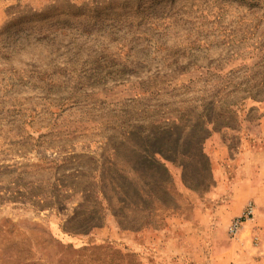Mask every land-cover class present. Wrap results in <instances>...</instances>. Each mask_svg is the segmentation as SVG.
I'll list each match as a JSON object with an SVG mask.
<instances>
[{
	"label": "rangeland",
	"instance_id": "obj_1",
	"mask_svg": "<svg viewBox=\"0 0 264 264\" xmlns=\"http://www.w3.org/2000/svg\"><path fill=\"white\" fill-rule=\"evenodd\" d=\"M258 151L264 0H0V264H140L144 232L209 219Z\"/></svg>",
	"mask_w": 264,
	"mask_h": 264
},
{
	"label": "crops",
	"instance_id": "obj_2",
	"mask_svg": "<svg viewBox=\"0 0 264 264\" xmlns=\"http://www.w3.org/2000/svg\"><path fill=\"white\" fill-rule=\"evenodd\" d=\"M256 155L264 157L263 151L256 152ZM241 171V170H240ZM239 171V172H240ZM242 174L239 173V176ZM219 194L222 198L221 204L216 208H212V216L209 219H186L180 216H172L165 220L167 228L161 231L150 230L143 233V244L134 251H129L130 256L128 260H135L137 252H142L140 264H151L147 254L151 251L160 250V246L168 245L173 247L180 253H188L194 256L193 264H201L200 257L208 256L212 246L214 264H264V162H260L256 166V175L250 177L238 178L236 184L228 185L222 184L219 186L214 196ZM254 201L257 207L256 221V246L253 245L252 240L255 234L247 231L248 225H245L236 239H230L229 242H219L218 233L212 230L204 231V228L199 226V223H210L216 225L218 220L225 222L227 225L231 223L234 218L241 216L246 208L248 202ZM211 217V218H210ZM165 224V223H164ZM249 229V228H248ZM178 233V234H177ZM182 240H185L182 242ZM193 240V241H192ZM202 240L203 243L197 241ZM210 241V243H206ZM184 245H187L185 247ZM249 249L248 252L241 251L240 248ZM160 264V262H158Z\"/></svg>",
	"mask_w": 264,
	"mask_h": 264
},
{
	"label": "built area",
	"instance_id": "obj_3",
	"mask_svg": "<svg viewBox=\"0 0 264 264\" xmlns=\"http://www.w3.org/2000/svg\"><path fill=\"white\" fill-rule=\"evenodd\" d=\"M257 213V207L254 201L248 202L243 214L237 218H234L228 228L230 236L237 238L245 225L255 219Z\"/></svg>",
	"mask_w": 264,
	"mask_h": 264
},
{
	"label": "trees",
	"instance_id": "obj_4",
	"mask_svg": "<svg viewBox=\"0 0 264 264\" xmlns=\"http://www.w3.org/2000/svg\"><path fill=\"white\" fill-rule=\"evenodd\" d=\"M128 256V255H127ZM130 256V255H129Z\"/></svg>",
	"mask_w": 264,
	"mask_h": 264
}]
</instances>
